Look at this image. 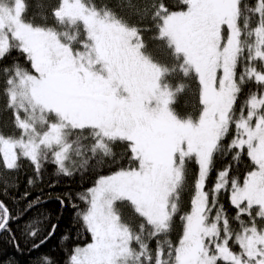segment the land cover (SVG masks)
<instances>
[{"label": "snow or ice", "instance_id": "obj_1", "mask_svg": "<svg viewBox=\"0 0 264 264\" xmlns=\"http://www.w3.org/2000/svg\"><path fill=\"white\" fill-rule=\"evenodd\" d=\"M35 8L29 16L26 0H0V64L13 52L23 58L0 67L16 130L0 132V164L18 171L29 161V186L46 163L66 177L116 166L77 194L91 240L67 264H264V0H150L136 23L104 0H56L50 11L36 0ZM145 32L154 33L151 48ZM182 95L191 109L183 114ZM125 204L135 214L128 219ZM17 218L0 201V232ZM43 223L28 221L26 235Z\"/></svg>", "mask_w": 264, "mask_h": 264}, {"label": "trees", "instance_id": "obj_2", "mask_svg": "<svg viewBox=\"0 0 264 264\" xmlns=\"http://www.w3.org/2000/svg\"><path fill=\"white\" fill-rule=\"evenodd\" d=\"M35 1V0H34ZM101 0H97L100 3ZM113 8H122L121 14L129 17L131 23H136L139 19L136 15L137 7L143 8V5L150 0H131L132 7L129 6V0H104ZM250 4L255 0H248ZM27 3L36 10V2ZM45 6L50 11L52 5L56 3V0H44ZM164 3L168 5L170 0H164ZM141 26L150 27L147 22H144ZM145 41L149 44V47H153V42L150 37L154 35L153 32H145ZM19 58L23 62V58L18 56V53L13 52L11 57L4 60L0 67L9 65L13 59ZM194 86V85H193ZM3 88V78L0 77V89ZM244 97H241V100ZM189 100L187 95H182L179 98V103L175 105L178 112L181 114L190 111V105L186 104ZM7 98L0 92V132L5 135L16 131L13 127V115L10 109H7ZM18 135V132L16 133ZM229 137L225 141L228 142ZM119 151V148H117ZM231 161V156L224 160H217L215 168L220 170L225 167ZM95 163L94 161L92 162ZM246 155L243 157L239 164V170L242 174L245 171V166L248 164ZM21 167L18 171H7L2 166L0 167V201L9 208L12 216L18 217L16 220L9 222V228L11 232H0V264H38L40 257H48L51 264H67L68 257L71 254L72 248L76 245H85L90 242L91 236L83 230L82 221L77 219L76 213L79 210L86 208L84 202L78 199V193H84L90 187H92L100 175H108L110 172L116 170L115 165H107L104 167H98L89 169L83 174L77 172L71 177L63 175H55V165L46 163L44 171L42 172V180L35 183L34 186L28 185V179L32 177L35 179L34 169L31 163L27 160L20 161ZM197 171L195 165H192L193 174ZM216 177V171L211 173V179L208 181V187L211 188ZM193 177H188V182L191 184ZM7 183V190L5 191V184ZM54 185V186H50ZM28 192L29 195L25 198L24 193ZM68 193L71 195V200L65 195ZM41 197V203L38 206L26 211L27 204L35 200L37 197ZM64 199L65 206H61L57 197ZM190 192L183 193V211H187L190 207ZM220 202L224 205L228 211L229 216L235 215V208L230 205L226 195L221 197ZM75 203L79 207L73 208L72 204ZM124 218L128 219L133 217L134 211L130 205H119ZM41 218L44 219V223L39 225L42 231L35 237L31 238L26 235L27 231L25 225L28 221ZM139 218L136 219V223H139ZM57 225L55 233L38 249L33 248V244L39 243L45 236L48 235V231L51 226ZM182 228L179 223V217L176 218L175 230L171 236L173 241L178 240L181 234ZM13 237L15 239H13ZM67 237V239H65ZM18 245V247H17ZM150 247L155 250V240L150 244Z\"/></svg>", "mask_w": 264, "mask_h": 264}, {"label": "rangeland", "instance_id": "obj_3", "mask_svg": "<svg viewBox=\"0 0 264 264\" xmlns=\"http://www.w3.org/2000/svg\"><path fill=\"white\" fill-rule=\"evenodd\" d=\"M26 2H27V0H26ZM33 2H36V0H35V1H34V0H30V3H33ZM33 5H35V3H34ZM54 6H55V4L52 5V7H54ZM35 11H36V10H34L33 7H32L31 4H30L28 15L31 16ZM37 22H40V21H37ZM48 23L51 24L52 21L49 20ZM229 139H231V137H229ZM1 166H2V164H0V167H1ZM2 167H3V166H2ZM189 208H190V207H189ZM80 246H83V245H80Z\"/></svg>", "mask_w": 264, "mask_h": 264}]
</instances>
